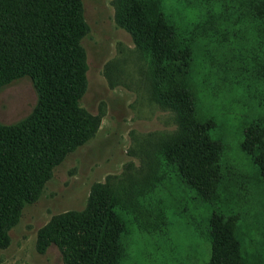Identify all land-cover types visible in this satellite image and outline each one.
Here are the masks:
<instances>
[{"label": "rangeland", "instance_id": "374dc122", "mask_svg": "<svg viewBox=\"0 0 264 264\" xmlns=\"http://www.w3.org/2000/svg\"><path fill=\"white\" fill-rule=\"evenodd\" d=\"M81 1L80 110L93 133L24 206L0 244V264H65L54 244L38 251L37 234L51 217L86 209L97 185L114 193L123 221L119 264L206 263L213 213L232 228L240 264H264V179L241 147L245 128L264 118V0H139L148 20L161 17L171 30L174 53L159 64L121 26L123 0ZM172 87L187 90L195 118L220 144L207 200L163 155L182 133L180 106L164 91ZM35 102L27 76L2 86L0 123L18 122Z\"/></svg>", "mask_w": 264, "mask_h": 264}, {"label": "trees", "instance_id": "16d2710c", "mask_svg": "<svg viewBox=\"0 0 264 264\" xmlns=\"http://www.w3.org/2000/svg\"><path fill=\"white\" fill-rule=\"evenodd\" d=\"M123 1L121 26L151 50L158 64L172 55L171 30L163 19L148 20L139 0ZM85 35L81 0H0V88L27 76L36 92L26 117L0 123V244L7 241L24 206L37 200L54 169L92 136L91 122L80 110L86 83ZM164 91L180 106L182 133L163 148V155L176 162L181 179L207 200L218 178L220 144L209 139L195 118L186 89ZM241 147L264 179V118L245 128ZM115 203L114 193L94 186L86 209L50 218L37 234L38 251L54 244L65 264H119L124 226ZM209 236L210 256L204 264H240L239 242L216 213L211 215Z\"/></svg>", "mask_w": 264, "mask_h": 264}]
</instances>
